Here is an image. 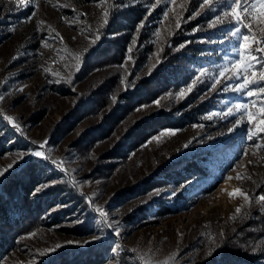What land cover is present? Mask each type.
Returning a JSON list of instances; mask_svg holds the SVG:
<instances>
[{"label":"rangeland","instance_id":"rangeland-1","mask_svg":"<svg viewBox=\"0 0 264 264\" xmlns=\"http://www.w3.org/2000/svg\"><path fill=\"white\" fill-rule=\"evenodd\" d=\"M155 2L0 0V96L4 97L0 100V137L6 136L0 170L7 169L0 175V184L26 162H36L42 170L34 192L45 203L38 223L16 236L14 248L0 264H47L57 254L71 257L89 248L101 252L100 264H115L120 255L129 253L135 264H213L226 255L223 243L248 251L251 264H264V203L257 202L264 194V148L255 147L264 144V133L253 141L247 139L248 128L260 122L264 95L250 98L219 89L209 93L212 79L205 76L199 82L201 89L179 97L201 68L215 74L225 56H235L231 51L235 40L224 39L228 24L208 27L223 11L219 5L197 15L202 0H176L175 4L162 0L152 9ZM181 4L184 8L179 7ZM127 6L140 7L141 18L131 31L125 56L118 63L108 64L101 63L104 55L95 57L91 70L80 73L83 56L104 29L100 27L103 12L107 9L110 14ZM177 16L182 18L179 29ZM141 21L143 27L137 31ZM142 31L147 33V42L137 41ZM242 32L247 34L246 29ZM168 44L173 51L187 55L195 50L197 63L188 66L192 77L176 88L166 87L152 98L131 105L110 131L84 143L81 139L86 130L101 124L102 117L116 104L111 97L125 91L121 81L130 82L127 91L136 88L137 80L147 77L149 69L153 71L152 66L158 65L157 59L164 61ZM77 54L81 55L78 70L74 59ZM260 68L257 64L255 70ZM109 76L116 83L107 103L70 120L67 113ZM258 87H264V82ZM157 100L159 105L153 103ZM235 103L248 104V111L257 117L253 124L245 123L228 132L237 120L247 121V114L205 118ZM141 105L148 107L136 111ZM158 114L173 120L182 115L192 119L179 126L148 131L143 139L131 144L126 132L138 121ZM6 115L15 118L20 131L4 119ZM169 130L176 134L164 135ZM122 142L121 155H111ZM35 151L44 152L49 159L32 155ZM52 159L62 160L63 169L53 165ZM10 164L13 166L8 168ZM238 173L242 179L236 178ZM237 188L251 197L250 202L234 193ZM95 207L105 210L113 228L101 221ZM238 207L240 213L236 212ZM59 213L62 215L54 220ZM117 228L120 235L115 234ZM96 236L100 239L93 240ZM50 248L55 251L48 252Z\"/></svg>","mask_w":264,"mask_h":264},{"label":"trees","instance_id":"trees-1","mask_svg":"<svg viewBox=\"0 0 264 264\" xmlns=\"http://www.w3.org/2000/svg\"><path fill=\"white\" fill-rule=\"evenodd\" d=\"M141 18L140 7H121L115 12H111L108 23L101 30L100 39L96 41L88 53L83 56L80 73L89 72L95 57L105 56L101 63L120 62L126 54V44L132 36L131 31ZM137 41L145 40L147 33L139 32ZM145 42H147L145 40ZM196 46V45H193ZM164 54V61L159 63L151 73L144 78L137 80V87L124 91L118 95V103L111 106L109 113L102 117L101 124L86 130L82 137L84 143L91 142L96 136H102L110 131L114 123L121 118L131 105L148 100L157 91L166 87L176 88L187 78L192 77L189 73V64L197 63L194 52L187 55L185 52L173 51L171 46ZM141 57H143L141 55ZM116 81L109 76L86 96L83 103L77 104L76 109L67 113L70 120L75 121L81 115L95 112L102 108L109 100L111 89ZM201 84H196L192 92L202 88ZM182 115L178 120L171 119L168 115L152 116L149 119H142L126 132V137L130 138V143L135 144L139 139H143L147 132L159 127L179 126L188 122L189 118ZM5 137H0V154L4 150L3 141ZM121 143V142H120ZM123 143V142H122ZM12 144V143H11ZM124 143L115 146L111 155H121V147ZM41 166L36 162H26L20 168L7 175L0 184V261L6 256L16 244V236L32 229L39 221L42 212L43 200L41 195L34 192L35 187L40 183ZM44 173V172H43ZM48 204V203H46ZM62 213L56 214L54 220L58 219ZM223 243V254H226L220 261L213 264H251L248 258V251L240 250L235 244L229 246ZM62 257V258H61ZM103 261L101 252L90 248L81 251L71 257L66 254H57L49 259L47 264H100ZM115 264H135L132 254L120 255Z\"/></svg>","mask_w":264,"mask_h":264},{"label":"snow or ice","instance_id":"snow-or-ice-1","mask_svg":"<svg viewBox=\"0 0 264 264\" xmlns=\"http://www.w3.org/2000/svg\"><path fill=\"white\" fill-rule=\"evenodd\" d=\"M162 0H156L155 3L151 5L152 9H155ZM163 2L167 4H175L176 0H163ZM219 5L223 11L220 14L214 16V19L209 23V28H217L218 26H222L225 24L230 25L229 28L224 29L226 31L225 40L233 39L235 40V45L232 47L231 51L235 53V56H225L224 63L217 66L215 74L211 73L208 68H201L199 70L198 75L195 79L190 83L186 90L182 89L178 94L179 97L183 98L188 93H190L193 88L199 83L202 78L205 76H210L212 79V83L210 88L208 89L209 93L215 92L218 89L224 92H233L239 93L243 95H247L248 97H253L256 95H264V87H258L261 82H264V56H256L252 55L253 52L257 53H264V47H257V45H264V0H202L200 4V12L197 15L207 11V10H214V7ZM180 8H184V5H179ZM151 11V9L149 10ZM172 11H175L174 9ZM34 15V14H33ZM165 18L168 17V13L165 12ZM109 11L106 9L103 12V22L101 23L100 27H104L108 23ZM194 17H189V19H193ZM182 18L177 16V23L176 28L179 29L181 27ZM43 23V22H41ZM144 22L141 21V25L138 27L137 31L140 30V27H143ZM239 25V26H237ZM242 29L247 30V34L242 32ZM198 29H194L196 31ZM59 35V33H57ZM157 37H159L160 33L157 32ZM62 39V38H61ZM100 37L97 35L92 43H96ZM135 43V41L133 42ZM223 43V41H221ZM45 47L48 45L45 43ZM181 48L184 45L180 46ZM87 51V49H85ZM129 53H131L132 49L129 48ZM131 58V57H129ZM15 59V57L13 58ZM74 59L77 61V70L79 68V61L81 59V55L77 54ZM160 61L157 59V64ZM260 64L261 68L259 71H256V65ZM156 65L154 64L152 68H155ZM152 69H149L151 72ZM45 71H49L45 69ZM251 72V75L249 73ZM69 81L71 77L69 76ZM235 81V83H233ZM2 83V81H0ZM121 84L124 85V90L127 91L128 87L130 86V82L125 80L121 81ZM253 89H256L255 91ZM4 97L0 96V100H3ZM113 103L118 102L117 96L111 97ZM203 99V97H202ZM156 105H159L160 101L153 102ZM148 106L141 105L136 111H141ZM236 113H239L241 117L245 114L248 116V120L244 121L243 119H239L236 121L235 124L231 128H228V132H233L237 127L241 126L242 124H253L257 119L256 114L248 111V104L247 103H235L231 107H228L226 111L220 112H211L205 118L211 120L213 117H220L221 119H227L228 117L234 116ZM9 123H12L13 126L16 128L17 131H20V126L15 123V118L12 116H5ZM193 127H203V125H193ZM264 133V107L260 109V122L256 124L255 127H249L247 133V139L249 141H253L254 138L260 137V134ZM175 131H167L164 135H175ZM159 140V137L155 138ZM211 139V137H209ZM47 141L40 144V147L43 148ZM187 147V144L184 145ZM257 150L264 148V144H257L255 145ZM36 157H41L43 159H49V157L45 156L44 152L42 151H35L31 153ZM245 155H248V152L245 151ZM23 154H21L22 157ZM15 163V161L13 162ZM51 163L56 165L58 168L63 169V161L52 159ZM251 163V161H250ZM13 165H8V168H11ZM7 169L0 170V175H3ZM67 174V170H64ZM232 177H229L231 179ZM237 179H242L241 174H237ZM75 185V180L71 181ZM44 187H48L45 185ZM41 189L38 188L37 191ZM234 193L243 196L246 203L250 202L251 197L241 191L239 188L234 190ZM234 193H229V196H232ZM159 195V193H157ZM175 195V193H173ZM258 203H264V194H261L257 198ZM95 211L99 213L101 221L108 227L113 228V224L108 222V214L102 207H95ZM241 208L238 207L236 209L237 213H240ZM115 234L120 235L119 229H115ZM30 235H35L32 233ZM93 240L100 239V237L96 236L92 238ZM91 241H87L86 243H90ZM61 245H56L55 248H59ZM55 248H50L47 251L52 252L55 251ZM120 245H116V249H119ZM45 253H41L44 255ZM211 255V252L209 253ZM169 259H172L170 257ZM145 264H150L149 261H145ZM163 264H169L168 261H164Z\"/></svg>","mask_w":264,"mask_h":264},{"label":"bare ground","instance_id":"bare-ground-1","mask_svg":"<svg viewBox=\"0 0 264 264\" xmlns=\"http://www.w3.org/2000/svg\"><path fill=\"white\" fill-rule=\"evenodd\" d=\"M227 186H229V184H227Z\"/></svg>","mask_w":264,"mask_h":264}]
</instances>
